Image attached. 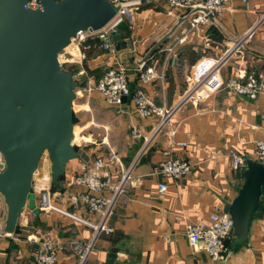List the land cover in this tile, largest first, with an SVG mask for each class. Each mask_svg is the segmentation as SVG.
Listing matches in <instances>:
<instances>
[{"label": "crops", "instance_id": "obj_1", "mask_svg": "<svg viewBox=\"0 0 264 264\" xmlns=\"http://www.w3.org/2000/svg\"><path fill=\"white\" fill-rule=\"evenodd\" d=\"M127 1L132 20H126L123 30L118 27L122 38H112L115 54L103 50L98 41L87 44L82 61L85 74L78 76L83 86L95 83L117 62L126 68L132 87L140 88L156 105L173 107L190 85L191 66L206 58L196 72L198 77L231 47L230 53L241 37L245 40L227 54L219 77L244 80L251 73L264 74V0H248L247 5L228 0L208 22L194 29H189L191 17L185 18V10L165 0ZM181 36L183 42L169 54L168 48ZM138 60L144 61V69L152 67L156 77L141 82ZM217 78L216 73L211 75L189 94L204 95ZM77 99L79 110L88 118L80 127L84 134L75 138L84 142L88 159L116 151L119 160L109 169L114 184L122 172L131 171V181L116 198L108 221L113 231L97 237L81 264H264V188L245 243L229 247V237L219 259L193 250L184 234L186 222H207L210 213L223 211L237 195L244 170L232 169L231 156L239 153L253 159L264 132V91L250 99L220 89L207 99L187 100L176 108L170 123L158 129V118L141 116L130 100L108 105L96 90ZM133 129L138 137L133 136ZM171 141H185L184 147L174 150L191 165L189 174L179 181L166 179L158 171ZM80 160L67 162L63 181ZM159 182L167 183L163 195L157 192ZM110 193L105 190L106 195ZM30 206L27 201L16 231L0 237V264H33L37 244L30 239L47 234L59 243L56 264H79L72 241L86 242L91 229L67 216ZM70 210L93 218L84 209Z\"/></svg>", "mask_w": 264, "mask_h": 264}, {"label": "water", "instance_id": "obj_2", "mask_svg": "<svg viewBox=\"0 0 264 264\" xmlns=\"http://www.w3.org/2000/svg\"><path fill=\"white\" fill-rule=\"evenodd\" d=\"M27 1L0 0V153L5 160L0 195L8 234L17 229L44 152L52 183L59 186L67 162L88 160L73 141L79 121L73 110L77 82L73 70L63 67L58 57L79 31L100 30L117 13L110 0H40L36 8ZM112 38H122L121 30ZM243 178L237 195L223 209L233 219L229 247L241 246L247 239L253 213L260 206L262 165L247 159Z\"/></svg>", "mask_w": 264, "mask_h": 264}, {"label": "built area", "instance_id": "obj_3", "mask_svg": "<svg viewBox=\"0 0 264 264\" xmlns=\"http://www.w3.org/2000/svg\"><path fill=\"white\" fill-rule=\"evenodd\" d=\"M166 3L174 8H183L185 18H189V29H194L200 24H204L219 9L225 6L228 0H165ZM242 4L247 5L248 0H240ZM117 6V13L113 19L100 30L79 31L72 43L77 50L74 56L69 50L63 49L58 59L62 66L76 64L78 70L74 76L85 74L82 67V61L86 57L85 50L87 44L92 41H98L100 47L107 53L114 55L116 52V43L112 39V34L117 31L119 24L127 20L131 22L132 16L128 9L127 0H110ZM27 5L36 8L40 5V0H28ZM264 16V11L262 12ZM250 35V31L248 33ZM184 36L176 40L174 45L168 48L169 54L173 52L174 46L183 42ZM245 40L241 37L233 43L235 46L231 52L236 50ZM231 48V47H230ZM228 48L224 56L214 59V63L208 67L201 75L197 77V71L201 69L206 58H201L197 63L191 66L190 85L182 94L180 100L173 107L166 108L163 105H156L140 88L131 86L128 79L126 68L121 63H115L109 66L93 84L85 85L75 89L76 97L78 95L89 94L91 91H98L105 103L108 105H121L126 100L135 104L138 113L143 117L154 116L158 118L157 129L170 123L171 117L176 108L187 100H204L220 89H225L228 93L245 96L255 99L264 91V74H249L244 80L231 78L223 81L219 77V67L229 55ZM136 70L139 72L141 82L147 83L156 77L152 67L143 68L144 61L138 60ZM217 74L218 78L212 83V87L201 96H190L189 92L200 87L206 81V78ZM173 133V130L171 131ZM132 134L138 137L140 134L133 129ZM169 148L164 151V158L158 165V171L164 178L173 181H179L185 178L191 171L189 162L175 154L176 147H184L185 141H171ZM253 161L260 163L264 169V132L257 142L255 150L252 153ZM118 154L110 150L106 155L98 154L89 158L87 161L81 159L77 166L70 171L69 176L60 182L57 189H53L51 177V164L48 154L44 152L39 160L32 177V193L37 196V209L40 212H56L67 216L74 221L85 225L91 229V235L86 242L72 241L73 249L79 256V264L87 257L95 240L101 233H111L113 228L108 221L113 213L114 204L118 195L126 191L128 183L131 181L130 169L121 173L116 184L113 183L110 166L118 162ZM247 158L243 154L234 153L231 156V167L235 171H243L246 166ZM5 168V160L0 153V172ZM65 174V173H64ZM64 177V175H63ZM74 187H80L82 190L75 191ZM110 189V195L105 194V190ZM167 190L166 182L157 184V192L163 195ZM70 208L84 209L93 218L85 217L76 213ZM6 216V206L3 197L0 195V237L9 235L4 231V221ZM233 219L225 211H216L209 214L208 221L186 222L184 234L188 245L195 251H203L210 259L217 260L222 256L225 248V241L232 236ZM36 247L33 251V264H56L59 243L57 239L50 235L42 237H32Z\"/></svg>", "mask_w": 264, "mask_h": 264}, {"label": "rangeland", "instance_id": "obj_4", "mask_svg": "<svg viewBox=\"0 0 264 264\" xmlns=\"http://www.w3.org/2000/svg\"><path fill=\"white\" fill-rule=\"evenodd\" d=\"M64 67H68V65H64ZM77 89V88H76ZM79 102V100L77 99V97L74 99L73 101V110L76 114V116L78 117L79 121L75 124L74 128H75V135H82L84 134V131L85 130H81L80 127L82 126V124L87 120L88 118V115L82 111V110H79L78 106H77V103ZM81 119V120H80ZM97 130H99L98 132H101V128H97ZM77 137V136H76ZM95 137H97V135L95 134ZM84 138V137H83ZM86 139V138H85ZM75 144H77L78 146H80L82 149L84 147V142L81 141V140H77L76 142L74 141ZM86 148V147H84ZM84 150V149H83ZM28 203L31 205L30 207L34 206V205H37V196L34 194V193H31L29 195V198H28ZM36 207V206H35Z\"/></svg>", "mask_w": 264, "mask_h": 264}, {"label": "trees", "instance_id": "obj_5", "mask_svg": "<svg viewBox=\"0 0 264 264\" xmlns=\"http://www.w3.org/2000/svg\"><path fill=\"white\" fill-rule=\"evenodd\" d=\"M125 22H126V20L123 21L121 24H119L118 27H119L120 29L123 30V28H124V23H125ZM63 67H64V66H63ZM65 68L73 70L74 74H76V72H77V70H78V65H76V64H70V65H68V67H65ZM74 78H75V80H76V82H77V87H76V88L82 87V86H83V82H82V80L79 79L78 76H74ZM76 88H75V89H76ZM80 139H81V138H77V139L75 140V142H76L77 140H80ZM57 188H59V185H54V184H53V189H57ZM263 188H264V186L262 187V190H263ZM227 242H228V239L225 241V245H226Z\"/></svg>", "mask_w": 264, "mask_h": 264}, {"label": "bare ground", "instance_id": "obj_6", "mask_svg": "<svg viewBox=\"0 0 264 264\" xmlns=\"http://www.w3.org/2000/svg\"><path fill=\"white\" fill-rule=\"evenodd\" d=\"M234 47H235V46H233V48H234ZM65 49L69 50L74 56L77 55V50H76V48L74 47V45H73L72 42H71L69 45H67V46L65 47ZM188 96H190V94H189ZM75 140H76V138H75V133H74V139H73V141H75Z\"/></svg>", "mask_w": 264, "mask_h": 264}]
</instances>
